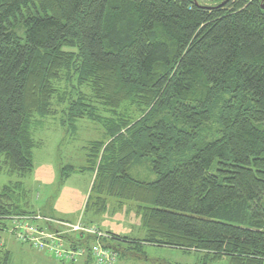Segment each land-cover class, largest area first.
Masks as SVG:
<instances>
[{"label":"trees","instance_id":"trees-1","mask_svg":"<svg viewBox=\"0 0 264 264\" xmlns=\"http://www.w3.org/2000/svg\"><path fill=\"white\" fill-rule=\"evenodd\" d=\"M222 1L0 0V174L11 177L0 188V234L25 244L7 222L40 214L25 199L31 125L61 107L68 130L86 119L103 136L85 146L87 167L61 166L59 180L90 170L93 211L109 197L132 202L145 230L107 232L102 247L264 264V8ZM142 159L154 179L130 174ZM93 240H73L82 254L59 263L94 261ZM9 260L0 242V264Z\"/></svg>","mask_w":264,"mask_h":264},{"label":"rangeland","instance_id":"rangeland-1","mask_svg":"<svg viewBox=\"0 0 264 264\" xmlns=\"http://www.w3.org/2000/svg\"><path fill=\"white\" fill-rule=\"evenodd\" d=\"M195 1L201 5H210L218 3L220 0ZM67 93H72V89L69 88ZM52 115L37 117V120L31 125L32 136L36 144L33 149V170L24 180L26 188L29 189L25 199L41 215L56 216V218L47 217L51 220H63L68 224H75L80 220L84 224L100 228L102 232L109 231L126 237L143 238L145 230L132 202L119 201L109 197L106 209L94 217V221L89 220V216L93 215L94 205L92 203L95 195L90 192L93 176L90 170L74 172L64 182L59 180L61 166L87 167L85 146L89 141L101 139L103 129L99 123L84 119L75 124L74 131L68 130L66 124L62 125L61 122L65 119L61 107H57L56 114ZM215 129L216 124L207 125V131L213 132ZM129 171L132 177L139 180H152L156 177L151 171L149 159L135 162ZM10 179L11 177L6 174H0V188ZM88 196L90 199L88 208H86L85 203ZM7 223L10 231V222ZM49 224L51 228H57L56 225ZM50 227L48 228L51 230ZM65 236L70 238L69 233ZM0 242L10 253L8 264H61L50 257L51 255L48 256V253L42 252L47 254L42 257L32 249L25 250L24 248L27 247L23 245L31 248L32 245L30 243L23 244L20 241L18 243L7 232L0 234ZM108 242L118 251V253L115 252L117 257L112 264H197L201 256V253L196 251H183L178 248L150 244H145L141 249L143 255L138 256L136 252L139 250H132L126 244ZM224 262L212 264H225L226 262ZM89 264L96 263L91 261Z\"/></svg>","mask_w":264,"mask_h":264},{"label":"built area","instance_id":"built-area-1","mask_svg":"<svg viewBox=\"0 0 264 264\" xmlns=\"http://www.w3.org/2000/svg\"><path fill=\"white\" fill-rule=\"evenodd\" d=\"M47 217L49 216L38 213L25 217L14 216L9 220L10 227L20 241L30 243L35 250L48 253L58 262L74 261L82 254V249L78 246L74 248L77 244L73 243V240L81 235L94 237L91 254L96 264H112L116 260L117 256L113 250L101 246V239L109 235L99 228L84 224L80 220L75 224H68L63 220L55 221ZM49 223L57 228H51ZM64 230L67 231L59 232ZM67 233L70 238L65 236Z\"/></svg>","mask_w":264,"mask_h":264},{"label":"crops","instance_id":"crops-1","mask_svg":"<svg viewBox=\"0 0 264 264\" xmlns=\"http://www.w3.org/2000/svg\"><path fill=\"white\" fill-rule=\"evenodd\" d=\"M68 178H69V177H68ZM68 178H67V179H68ZM92 179H93V176H92ZM91 183H92V181H91ZM90 186H91V185H90ZM92 213H93V215H90V216H89V217H90L89 220L94 221L93 218L96 217L99 213H96V212H94L93 210H92ZM46 216H50V215H46ZM50 217H55V218H56V216H52V215H51ZM57 218H60V217H57ZM89 222H91V221H89ZM97 226H98V225H97ZM98 227H99V226H98ZM99 229H100V228H99ZM104 232L107 233V232H109V231H104ZM115 234H116V233H115ZM118 235H120V236H124V235H121V234H118ZM22 245H23V244H22ZM23 246L27 247V248H24L25 250H26V249H32L33 251H35L37 254H39V255L42 256V257L45 256V255H47V254L42 253V252H39V251H37V250H35V249H33V248L27 246V245H23ZM48 256H50V255H48ZM50 257H52V256H50ZM52 258H53V257H52Z\"/></svg>","mask_w":264,"mask_h":264},{"label":"water","instance_id":"water-1","mask_svg":"<svg viewBox=\"0 0 264 264\" xmlns=\"http://www.w3.org/2000/svg\"><path fill=\"white\" fill-rule=\"evenodd\" d=\"M228 0H223L220 5H223L227 2ZM261 1V7L264 8V0H260Z\"/></svg>","mask_w":264,"mask_h":264}]
</instances>
